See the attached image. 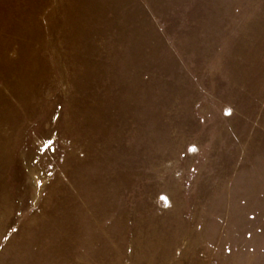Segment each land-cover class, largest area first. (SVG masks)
Masks as SVG:
<instances>
[{
    "label": "rangeland",
    "instance_id": "rangeland-1",
    "mask_svg": "<svg viewBox=\"0 0 264 264\" xmlns=\"http://www.w3.org/2000/svg\"><path fill=\"white\" fill-rule=\"evenodd\" d=\"M0 264H264V0H0Z\"/></svg>",
    "mask_w": 264,
    "mask_h": 264
}]
</instances>
